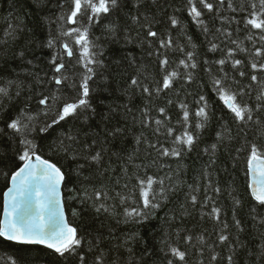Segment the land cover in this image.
I'll return each instance as SVG.
<instances>
[{"label": "trees", "instance_id": "trees-1", "mask_svg": "<svg viewBox=\"0 0 264 264\" xmlns=\"http://www.w3.org/2000/svg\"><path fill=\"white\" fill-rule=\"evenodd\" d=\"M209 2L214 4L212 13L197 5L202 10L201 19L209 28L208 33H204L188 15L187 0H145L139 10L133 7L132 0H125L121 9L101 17L91 28L92 38H100L96 41L99 45L96 51L102 53L98 59L103 64L96 66V74L89 81L92 88L90 102L95 112L87 110L79 116L68 117L44 133L39 128L46 121L51 123L54 117L41 115L37 130L30 135L37 144V154L55 163L66 175V210L70 224L77 229L81 239L77 251L85 255L86 264H93L101 251L104 264H113L114 261L116 264H167L168 259L182 264L160 251L161 247H167L161 243L164 240L187 253V264H228L229 255L233 256V264H264V259L259 256L264 245V223H261L264 206L252 198L246 176L251 145L255 144L264 152V110L256 111L257 105L264 103L257 100L264 91V71L253 72L251 68L254 61L264 63V56L254 55L255 48L264 47V42L259 40V30L245 26L247 12L230 11L227 0L222 8L217 0ZM232 2L237 8L241 3L247 8L246 0ZM60 4H64V9L72 8L65 0H41L39 5L36 0H0V86H8L11 82V100L0 97V128L21 108L27 107L36 113L39 93L55 89V85L48 82L51 77L49 60L54 50L44 45L49 31L56 35L57 23H49V20H56L61 12ZM134 15H139L138 23H133L131 17ZM145 15L151 18L152 29L159 33V38L152 40L151 47L147 43L140 44L149 25ZM173 16L180 21L176 28L170 25L169 18ZM110 22L117 26L118 42L106 38L105 26ZM9 25L14 27V35L6 34ZM228 32L230 37L225 35ZM250 33L253 34L251 41L247 38ZM125 34L132 38V43L125 42ZM169 36L174 47L160 48L159 39ZM233 40L247 51L240 52ZM210 42L218 45L216 51L209 50ZM229 49L234 50L233 59H239L241 64L233 68L232 60L228 59L221 70L216 61L225 59ZM157 50L162 56L155 54ZM186 52L194 53L196 69H184L178 65L179 60L186 59ZM163 56L169 60L167 70L175 69L180 76L169 89L157 94V82H162L164 75L159 66V59ZM75 59L76 56L72 63ZM241 71L245 73L243 77L239 75ZM188 72L192 75L190 82ZM253 74L258 77V82H252ZM133 77L152 88L153 94L147 96L141 89L130 87ZM213 77L222 79L233 92L243 91L237 100L253 109V121L244 125L233 119L213 87ZM37 78L42 83H37ZM18 90L19 96L16 95ZM201 95L208 104L209 120L202 129H196L195 111L203 104L199 100ZM181 104L187 105L190 114L188 130L197 136L196 142L191 151L184 149L180 157L161 156L157 149H171L174 136L183 131L182 124L178 123L182 118ZM124 105L131 111H126ZM110 107L118 108V112L113 113L108 127L118 124L123 128V134L115 139L105 137L103 131L105 122L102 116ZM160 108L165 110V116H161ZM145 109L152 121L148 126L141 123ZM157 119L163 121L158 132L154 123ZM256 120L260 123H255ZM168 127L174 129L173 136L167 135ZM225 129L229 131L224 132ZM219 132H224V139L217 141ZM70 135L76 136L77 140H68ZM61 141L64 145H72L78 153L77 159L72 158L71 151L66 153L61 149ZM213 144L217 145L214 153ZM85 145H91L96 151L104 148L100 163L89 164L80 158L79 153ZM19 147L18 139L13 141L8 136H0V220L4 193L10 184L8 177L22 166L15 155ZM147 176L164 180L166 199L160 201L157 198L161 207L145 223H124L120 215L123 206L117 193L127 194L137 184L136 177ZM216 187L221 189L219 195L212 190ZM154 188L159 189V184ZM97 191L106 193L108 198L97 200ZM191 195L197 196L199 202L196 205L190 202ZM206 196L211 199L206 200ZM136 199H140L138 192ZM234 200H239V204H234ZM101 203L109 207L110 212L114 207L117 215L114 217L103 210L97 212ZM213 206L221 209L220 220L228 225L224 234L229 239L224 243L218 239L222 224L208 215ZM117 220L121 222L117 223ZM234 220L240 221L242 230L235 226ZM132 234H136L135 239H129L125 244ZM187 237L191 240L188 241ZM145 249L151 254L146 255ZM212 255H216L215 261L211 260ZM13 261L15 264H78L75 257L65 259L44 247L18 245L0 238V264H12Z\"/></svg>", "mask_w": 264, "mask_h": 264}, {"label": "snow or ice", "instance_id": "snow-or-ice-1", "mask_svg": "<svg viewBox=\"0 0 264 264\" xmlns=\"http://www.w3.org/2000/svg\"><path fill=\"white\" fill-rule=\"evenodd\" d=\"M124 2L125 0H65V3H71L72 8L64 9V4H60L61 12L56 17V20H49V23H57L56 35L53 36L51 31H49L44 45L54 50L49 60L51 77L48 82L54 84L55 89H49L47 93H39L36 101L38 105V111L36 113L30 111L27 107L21 108L15 117H9L4 127L0 128V136H8L13 141L18 139L20 147L16 150L15 155L22 162V166H19L8 177L11 186L4 193L3 219L0 220V238H3L5 241H12L19 244L44 245L60 257H64L65 259L75 257L78 264H86L85 255L77 251L81 246V239L77 235V229L70 226L64 216L60 186L65 180V175L55 163L49 162L37 154V144L33 138H30V135L37 130V124L39 123L41 115L48 117L51 114L54 117L51 123L46 121L39 128V131L44 133L49 128H52L53 125L64 121L68 117L79 116L87 110H91L93 113L95 112L90 102L92 88L90 87L89 81H92L96 74V66H103V64L98 59V56L102 53L96 51L99 47L96 41L100 38H92L91 28L99 23L101 17H106L109 13L121 9ZM144 2L145 0H132L133 7L137 10L140 9ZM217 2L222 8L226 0H217ZM36 3L39 5L41 0H36ZM246 3L247 8L244 3H241L239 8H237L234 6L232 0H227V8L232 12H247L245 26H251V29L259 30V40L264 42V0H246ZM198 4L209 13L214 11V4L209 2V0H187L188 15L192 17L198 26L202 27L204 33H208L209 28L201 19L203 13L201 8L197 6ZM248 8L251 9L250 12L247 11ZM131 19L133 23H138L139 15H134ZM169 19L172 28H176L180 24V21L174 16ZM145 20L149 21V25L146 26V35L140 44L142 46L147 43L151 47L152 40L159 38V33L150 26V17L145 15ZM67 25L73 26L67 27ZM9 29L6 34L14 35V27L9 25ZM105 31L108 34L106 38L111 39L113 42L119 41L120 36L114 22L106 25ZM217 31L219 32L221 29H217ZM225 35L230 37L231 33L228 32ZM247 38L250 41L253 40V34L250 33ZM123 39L126 43H132V38L126 34ZM190 41L191 38L189 37ZM232 43L237 45L240 52L247 51L241 47L239 42L233 40ZM159 47L173 48L174 44L171 36L167 39H159ZM175 47L179 46L176 45ZM217 48V44L210 42V51H216ZM180 50L184 51L183 48H180ZM149 54L151 55L152 53ZM155 54L158 57L162 56L159 50ZM254 55L256 57L264 56V47L255 48ZM74 56H76L75 63H72ZM185 56L186 59L179 60L178 65L184 69H196L197 63L194 61V53L186 52ZM233 56L234 50L229 49L225 59L216 61L221 66V70L228 59L232 60L233 68H237L241 64V61L239 59H233ZM168 64L169 60L166 56L159 59V66L164 70V75L162 82H157V87L155 88L157 94L163 89H169L174 80L180 76V73L175 69L168 71L166 68ZM77 68L82 70L75 71ZM251 68L253 72L257 70L264 71V63L254 61L251 63ZM186 75L187 80L190 82L192 79L191 72H188ZM239 75L243 77L245 73L241 71ZM226 76L227 74H225V78ZM251 80L254 83L258 82V77L253 74ZM37 83H42V81L37 78ZM212 84L216 89L219 99L232 114L235 121L244 125L253 121V109L247 104L242 105L237 100L238 95L244 94L242 90L240 92H233L230 87L224 85L222 79L215 77L212 79ZM10 87L11 82L8 86H0V97L8 98L10 101ZM130 87L141 89L147 96L153 94V89L142 84L136 77L130 79ZM17 88L19 89V85H17ZM73 93L74 96L72 95ZM16 95H20L19 90L16 92ZM70 96L72 97L71 99L68 98ZM199 100L203 104L195 111V117L197 118V123L195 124L196 129H202L209 120L206 98L201 95ZM257 100L264 101V91L257 96ZM123 107L126 111H131L127 105ZM180 108L182 110V118L178 123L182 124L183 131L174 136V146L171 149L163 147L157 149L161 156L180 157L184 149L191 151L192 146L196 142L197 136L188 130L190 127V114L187 110V105L181 104ZM261 110H264V103L257 105L256 111ZM116 112H118V108L110 107L108 112L102 116V120L105 122L103 128L105 137L115 139L123 134V128L118 124L112 125L111 128L108 127V124L113 119V113ZM159 112L161 116L166 115L163 108H160ZM142 116L144 119L141 120V123L148 126L152 121L148 118L147 109L143 111ZM154 123L158 126L156 129L158 132L159 128L163 126V121L157 119ZM255 123L259 124L260 121L256 120ZM227 131L229 130H224V132ZM224 132L217 133V141L224 139ZM166 133L168 136H173L174 129L168 127ZM67 139L76 141L77 137L70 135ZM137 143H140L139 138H137ZM60 146L66 153L71 151L72 158L77 159L78 153L72 148V145H64L63 141H61ZM149 146L156 148L154 144H150ZM216 148V144L211 145L213 153L216 151ZM87 149L91 150L89 151ZM207 151L208 149L206 148L205 152ZM103 152V147L99 151H96L91 145H85L82 147L79 155L80 158L89 164L100 163L103 159ZM114 155L118 154L114 153ZM246 176L248 177L247 187L250 190L252 198L259 205L264 206V152L258 149L255 144H252L250 148ZM136 179L137 184L127 194L117 193L120 204L123 206V212L120 215L123 216L124 223H145L153 216L154 211L161 207V203L158 202L157 198L160 201L166 199V189L163 179H156L152 176H147L146 178L136 177ZM156 184H159V189L154 188ZM124 187L127 188L128 185L125 184ZM196 190L198 191V189ZM212 190L217 195L221 192L219 187L213 188ZM137 192L140 197L139 200L136 199ZM102 197L104 199L108 198L107 194L102 191L95 193L97 200H100ZM210 199L211 197L206 196V200ZM190 202L196 205L199 202L197 196L191 195ZM234 204L238 205L239 200H234ZM205 206L201 205V207ZM101 210L110 212L109 207H106L103 203L96 208L97 212ZM110 214L114 217L117 215L114 207L111 209ZM220 214L221 209L213 206L208 215L222 224L221 234L218 239L220 243H224L229 239L228 235L224 234L228 225L220 220ZM73 215H76V213L73 212ZM120 222V220H117V223ZM234 223L238 229L242 230L239 220H234ZM261 223H264V220H261ZM135 236L136 234H132L131 237L125 240V244L129 242V239H135ZM186 239L190 241L191 237H187ZM161 243L167 245L166 248L161 247L160 249L165 256L170 254L171 257L178 259L182 264H187V253L185 251H181L179 248L172 246L167 240ZM128 250L131 252V249ZM145 254L150 255L151 253L145 249ZM259 256L261 259H264V245L261 246ZM216 259V255H212L211 260L215 261ZM227 259L228 264H233L232 255H229ZM12 264H15V262L13 261ZM93 264H104L103 251L94 258ZM113 264H116V262L114 261ZM167 264H175L174 259H168Z\"/></svg>", "mask_w": 264, "mask_h": 264}, {"label": "water", "instance_id": "water-1", "mask_svg": "<svg viewBox=\"0 0 264 264\" xmlns=\"http://www.w3.org/2000/svg\"><path fill=\"white\" fill-rule=\"evenodd\" d=\"M41 158H43V157H41ZM43 159H45V158H43ZM49 162H51V161H49ZM53 163V162H52ZM63 172V171H62ZM64 173V172H63ZM65 175V174H64ZM65 180H66V175H65ZM65 180L62 182V184H61V186H60V194H61V203H62V205H63V209H64V216H65V220L67 221V223L70 225V226H72L71 224H70V222H69V218H68V214H67V210H66V205H65V200H64V184H65ZM11 185L9 184V187H10ZM7 191V190H6ZM5 191V192H6ZM2 219H3V213H2ZM1 219V220H2ZM72 227H74V226H72ZM77 235H78V232H77ZM9 242H12V241H9ZM12 243H15V244H18V245H25V246H39V247H44V248H46L44 245H29V244H19V243H16V242H12ZM46 249H48V248H46ZM49 250H51V249H49ZM51 251H53V250H51Z\"/></svg>", "mask_w": 264, "mask_h": 264}]
</instances>
